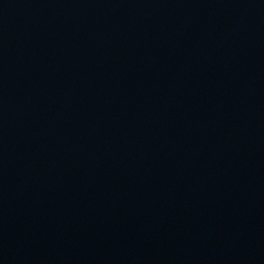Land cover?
<instances>
[{"label": "water", "instance_id": "1", "mask_svg": "<svg viewBox=\"0 0 264 264\" xmlns=\"http://www.w3.org/2000/svg\"><path fill=\"white\" fill-rule=\"evenodd\" d=\"M0 264H264V0H0Z\"/></svg>", "mask_w": 264, "mask_h": 264}]
</instances>
